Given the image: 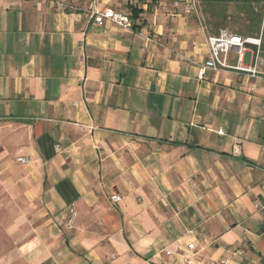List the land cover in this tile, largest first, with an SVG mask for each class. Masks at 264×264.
<instances>
[{"label":"crops","instance_id":"crops-1","mask_svg":"<svg viewBox=\"0 0 264 264\" xmlns=\"http://www.w3.org/2000/svg\"><path fill=\"white\" fill-rule=\"evenodd\" d=\"M93 1L0 0V264H264L263 54L200 79L201 6Z\"/></svg>","mask_w":264,"mask_h":264},{"label":"built area","instance_id":"built-area-1","mask_svg":"<svg viewBox=\"0 0 264 264\" xmlns=\"http://www.w3.org/2000/svg\"><path fill=\"white\" fill-rule=\"evenodd\" d=\"M177 4H185L187 13H195L200 18V3L199 0H175ZM90 10V15L99 24H103L105 19H110L114 23L124 28L132 26V20L129 14L115 10L112 7H107L103 11L98 10L95 6ZM204 20V19H203ZM206 43L209 49L208 57L199 65L198 77L203 79L207 70L220 69H238L240 71L250 72L256 75L258 70V63L260 62L262 39L255 37H245L243 35L233 33L228 29H221L217 34L208 35ZM234 52L237 56L238 63L233 65L229 61L230 53ZM247 52H252L254 55L253 66H246L243 64L244 56ZM223 133V130L219 131ZM19 161L28 162L29 159L19 157ZM112 200L117 202L121 200L119 194H114ZM72 219L68 222L71 224ZM189 254L184 255V264H225L224 261H203L198 258L194 250V245H189ZM171 251H167L170 254Z\"/></svg>","mask_w":264,"mask_h":264},{"label":"trees","instance_id":"trees-1","mask_svg":"<svg viewBox=\"0 0 264 264\" xmlns=\"http://www.w3.org/2000/svg\"><path fill=\"white\" fill-rule=\"evenodd\" d=\"M199 3L211 33L228 29L245 37L262 35L261 53L264 56V0H199ZM141 12L138 7L131 8L132 22L140 18Z\"/></svg>","mask_w":264,"mask_h":264},{"label":"rangeland","instance_id":"rangeland-1","mask_svg":"<svg viewBox=\"0 0 264 264\" xmlns=\"http://www.w3.org/2000/svg\"><path fill=\"white\" fill-rule=\"evenodd\" d=\"M204 19H205V20H204V21H205V25L208 27V24H207V18L205 17ZM249 37H252V36H249ZM259 37L262 38V35H260ZM259 37H255V38H259Z\"/></svg>","mask_w":264,"mask_h":264}]
</instances>
